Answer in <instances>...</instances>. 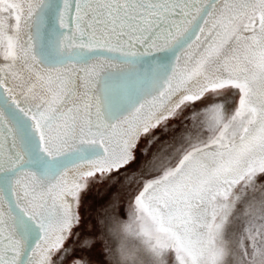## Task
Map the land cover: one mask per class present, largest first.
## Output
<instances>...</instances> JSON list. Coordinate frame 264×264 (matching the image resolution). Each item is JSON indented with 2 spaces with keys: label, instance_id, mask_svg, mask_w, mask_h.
<instances>
[{
  "label": "snow or ice",
  "instance_id": "snow-or-ice-1",
  "mask_svg": "<svg viewBox=\"0 0 264 264\" xmlns=\"http://www.w3.org/2000/svg\"><path fill=\"white\" fill-rule=\"evenodd\" d=\"M0 264H264V0H0Z\"/></svg>",
  "mask_w": 264,
  "mask_h": 264
}]
</instances>
